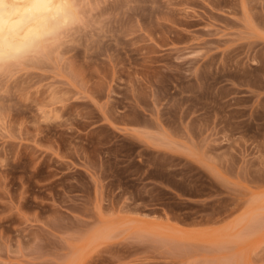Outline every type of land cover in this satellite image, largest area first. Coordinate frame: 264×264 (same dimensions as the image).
Wrapping results in <instances>:
<instances>
[{
  "label": "rangeland",
  "instance_id": "1",
  "mask_svg": "<svg viewBox=\"0 0 264 264\" xmlns=\"http://www.w3.org/2000/svg\"><path fill=\"white\" fill-rule=\"evenodd\" d=\"M0 63V264H264V0H77Z\"/></svg>",
  "mask_w": 264,
  "mask_h": 264
},
{
  "label": "clouds",
  "instance_id": "2",
  "mask_svg": "<svg viewBox=\"0 0 264 264\" xmlns=\"http://www.w3.org/2000/svg\"><path fill=\"white\" fill-rule=\"evenodd\" d=\"M77 0H0V63L60 45L82 22Z\"/></svg>",
  "mask_w": 264,
  "mask_h": 264
}]
</instances>
